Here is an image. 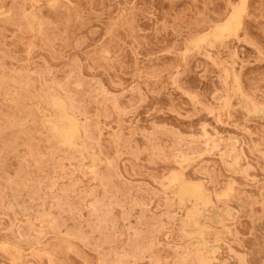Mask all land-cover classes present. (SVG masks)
I'll return each mask as SVG.
<instances>
[{
    "label": "rangeland",
    "instance_id": "1",
    "mask_svg": "<svg viewBox=\"0 0 264 264\" xmlns=\"http://www.w3.org/2000/svg\"><path fill=\"white\" fill-rule=\"evenodd\" d=\"M241 1L0 0V264H264V0L213 38Z\"/></svg>",
    "mask_w": 264,
    "mask_h": 264
},
{
    "label": "bare ground",
    "instance_id": "2",
    "mask_svg": "<svg viewBox=\"0 0 264 264\" xmlns=\"http://www.w3.org/2000/svg\"><path fill=\"white\" fill-rule=\"evenodd\" d=\"M24 1V0H23ZM241 1V0H240ZM250 1V0H249ZM36 2V1H35ZM242 3H240V5L241 6H238L239 8L237 9V10H232L233 12H232V14L229 16V19L227 20L226 19V23L225 24H223L222 26H219V27H217V30H216V32H215V29H214V37L213 38H215V40L217 39V38H219L220 39V36H221V33L223 34V31L225 32V33H229L231 30H233V32L235 33V32H237V31H239V30H237V31H235L234 29H237L239 26V24H241V23H239V20H240V14H241V11H243L242 13H244V11H245V9H243L244 7V3H245V7H246V1L245 0H242L241 1ZM39 3V2H38ZM38 3H36V4H38ZM71 3V2H70ZM249 3V2H248ZM251 3V2H250ZM250 5V4H249ZM15 6V5H14ZM45 7V6H44ZM226 7V6H225ZM4 8V7H3ZM235 8V7H234ZM250 8V7H249ZM59 9V8H58ZM218 9V8H217ZM3 10V9H2ZM40 10V9H39ZM38 10V11H39ZM4 11V10H3ZM1 12V11H0ZM218 12V11H217ZM249 12V11H248ZM7 13V12H6ZM42 13H43V11H42ZM124 14V13H123ZM228 14H229V12H228ZM1 15V14H0ZM3 15H6L5 13H3ZM7 15H8V13H7ZM227 15V14H226ZM34 17V16H33ZM49 18V17H48ZM47 18V19H48ZM224 18V17H223ZM51 19V18H50ZM220 18H218V20H219ZM259 19V18H258ZM47 21V20H46ZM246 21V20H245ZM1 22V21H0ZM16 22V21H15ZM50 22H52V21H50ZM240 22H241V20H240ZM4 23V22H3ZM246 23V22H245ZM95 24V23H94ZM56 25V24H55ZM237 27V28H236ZM241 27V26H240ZM246 27V26H245ZM103 28V27H102ZM246 29H247V27H246ZM7 30V29H6ZM225 30H228L227 32L225 31ZM11 30H9V32H10ZM60 31H62V30H60ZM233 32H230V33H233ZM22 33V32H21ZM81 33V32H80ZM200 33V32H199ZM230 33H229V35H230ZM238 33V32H237ZM10 34V33H9ZM64 34V33H63ZM235 35H237V34H235ZM86 36V35H85ZM192 36V35H191ZM194 36V35H193ZM205 36V35H204ZM209 36V35H208ZM8 37V36H7ZM62 37H64V35L62 36ZM229 37V36H228ZM250 37V36H249ZM206 38H207V36H206ZM206 38H202V39H206ZM224 38V37H223ZM56 39V38H55ZM64 39H65V37H64ZM88 39V38H87ZM199 40H200V38H198ZM201 39V40H202ZM225 39H227V38H225ZM202 41H204V40H202ZM222 41H223V39H222ZM199 42V41H198ZM205 42V41H204ZM209 42V41H208ZM213 42V41H212ZM202 43V42H201ZM210 43V42H209ZM208 43V44H209ZM214 43V42H213ZM220 43H221V41H220ZM255 43H257V42H255ZM193 44V43H192ZM196 44H197V42H196ZM73 46V45H72ZM212 46H215V44L214 45H212ZM209 47V46H208ZM241 48V47H240ZM244 49V48H243ZM260 49H262V47H260ZM59 50V49H58ZM187 50V49H186ZM55 51H57V50H55ZM211 51V50H210ZM249 51V50H248ZM258 51V50H257ZM106 52V51H105ZM185 52V51H184ZM216 53V52H215ZM249 53V52H248ZM106 54H109V52L107 53L106 52ZM144 54V53H143ZM186 54V53H185ZM145 55V54H144ZM236 55V54H235ZM184 56V55H183ZM255 56H256V54H255ZM71 57V56H70ZM209 57V56H208ZM44 58V57H43ZM143 58V57H142ZM240 58V57H239ZM242 58H244V57H242ZM62 60V59H61ZM47 61V60H46ZM82 63V62H81ZM49 64V63H48ZM14 65V64H13ZM8 67V66H7ZM14 67V66H13ZM47 67V66H46ZM83 67V66H82ZM65 68V67H64ZM69 68V67H68ZM81 68V67H80ZM41 69V68H40ZM240 69H242V68H240ZM18 70V69H17ZM234 70V69H233ZM49 71V70H48ZM17 72V71H16ZM43 72V71H42ZM68 72H70V71H68ZM81 72V71H80ZM51 73V72H50ZM39 74V73H38ZM73 74V73H72ZM184 74H185V72H184ZM48 75V74H47ZM77 75V74H76ZM196 75V74H195ZM84 76V75H83ZM87 77V76H86ZM183 77V76H182ZM73 78V77H72ZM236 78V77H235ZM192 79V78H191ZM194 79V78H193ZM236 80L238 81V79L236 78ZM53 81V80H52ZM67 81V80H66ZM196 81V80H195ZM18 83V82H17ZM51 83V82H50ZM68 83V82H67ZM64 84V83H63ZM77 84V83H76ZM47 85V84H46ZM199 85V84H198ZM203 85V84H202ZM62 86V85H61ZM64 86H66V85H64ZM240 86V85H239ZM203 87V86H202ZM107 88V87H106ZM199 88V87H198ZM239 88V87H238ZM63 89V86H62V88H61V90ZM66 89H68V87L66 88ZM64 90H65V87H64ZM237 90H239V89H237ZM49 91V90H48ZM48 91H45V92H48ZM235 92V91H234ZM240 92H241V90H240ZM65 93H66V91H65ZM70 93H72V91L70 92ZM243 92H241V94H242ZM68 94V93H67ZM186 94V93H185ZM74 95V94H73ZM215 95V94H214ZM57 95H55L54 97H56ZM67 96V95H66ZM69 97V96H68ZM71 97H73V96H71V94H70V98ZM191 97H192V95H191ZM190 97V98H191ZM249 97V96H248ZM69 98V99H70ZM58 99V98H57ZM59 99H61V98H59ZM75 100V99H74ZM69 101V100H68ZM74 102H76V101H74ZM52 103H53V101H52ZM73 102H71V101H69L68 103H66L65 101H63L62 99L61 100H57L56 101V99H55V102L53 103V104H55V106L59 109V111H60V114H59V116H60V118L62 119V121L64 120V121H66L67 123H68V127H66V128H62L61 127V124H60V127L61 128H59V126H57V127H54L53 128V132H54V134L55 135H58L60 138H61V140H62V143H66L68 146H70V144L72 143L71 142V139L72 138H74V136L76 135V133H77V131H79V127H77V122H79V121H77V119H75L74 117H73V115H71V113H69V111H70V109L73 107V105L74 104H72ZM77 103V102H76ZM214 103V102H213ZM222 103V102H221ZM218 105V104H217ZM261 105H259V107H260ZM248 107V106H247ZM259 107H258V109H259ZM263 107V106H262ZM257 108V107H256ZM73 110H75V109H73ZM257 110V109H256ZM264 111V110H263ZM258 113H259V111H258ZM261 113V112H260ZM259 113V114H260ZM264 113V112H263ZM55 115V114H54ZM85 115V114H84ZM53 116V115H52ZM199 116V115H198ZM51 117V116H50ZM168 117V116H167ZM46 118V117H45ZM210 119H211V117H210ZM262 120H263V118H262ZM48 121V120H47ZM62 121H61V123H62ZM129 122V121H128ZM221 122V121H220ZM60 123V122H59ZM88 123V120H87V122H86V124ZM46 124V123H45ZM55 124V123H54ZM53 124V125H54ZM84 125V124H83ZM249 125V124H248ZM253 125V124H252ZM51 127H53V126H51ZM172 127V126H171ZM88 128V130H89V127H87ZM90 128H91V126H90ZM81 129H82V127H81ZM223 129V128H222ZM88 130H86V131H88ZM190 130V129H189ZM78 134H79V132H78ZM87 134H89V133H87ZM240 135V134H239ZM34 137H36V136H34ZM202 138V137H201ZM213 138V137H212ZM243 138V137H242ZM89 139V138H88ZM255 139V138H254ZM254 139H253V141H254ZM91 140V139H90ZM93 140V139H92ZM96 140H97V138H96ZM93 141H95V140H93ZM92 141V142H93ZM245 142V141H244ZM254 142H256V141H254ZM168 143V142H167ZM214 143V142H213ZM73 144V143H72ZM75 145V144H74ZM99 145V144H98ZM168 145V144H167ZM203 145V144H202ZM71 146H73V145H71ZM70 146V147H71ZM158 146V145H157ZM166 146V145H165ZM177 146V145H176ZM187 146V145H186ZM245 146V145H244ZM75 147V146H74ZM101 147H102V145H101ZM191 147V146H190ZM92 148V147H91ZM188 148V147H187ZM19 149V148H18ZM80 149V148H79ZM98 149H99V147H98ZM198 149V148H197ZM248 149V148H247ZM199 150V149H198ZM186 151V150H185ZM195 152H197V151H194V153ZM206 152V151H205ZM224 153V152H223ZM222 153V154H223ZM27 154V153H26ZM96 154V153H95ZM94 154V155H95ZM202 154V153H201ZM91 155H93V153H91ZM170 155V154H169ZM42 156V155H41ZM95 156H97V155H95ZM202 156V155H201ZM103 157H104V155H103ZM184 157V156H183ZM189 157V156H188ZM230 157V156H229ZM71 158V157H70ZM184 158H187V157H184ZM94 159V158H93ZM182 159V158H181ZM206 159V158H205ZM208 159V158H207ZM211 159V158H210ZM215 159V158H214ZM235 159H236V157H235ZM92 160V159H91ZM188 160H190L189 158H188ZM218 160V159H217ZM23 161V160H22ZM93 161V160H92ZM95 161V160H94ZM93 161V162H94ZM185 161V160H184ZM183 161V163H185ZM191 161V160H190ZM236 161V160H235ZM154 162V161H153ZM181 162V161H180ZM234 162V161H233ZM232 162V163H233ZM177 163V162H176ZM179 164V163H178ZM179 165H181V163L179 164ZM142 166V165H141ZM220 166V165H219ZM76 167V166H75ZM144 167V166H143ZM173 167H175V166H173ZM232 167V166H231ZM104 168V167H103ZM193 168V167H192ZM115 169V168H114ZM191 169V168H190ZM141 170V169H140ZM190 171V170H189ZM192 171V170H191ZM203 171H207V170H203ZM237 171H239V170H237ZM109 172V171H108ZM223 172V171H222ZM38 173V172H37ZM158 173H159V171H158ZM172 174H173V172H172ZM190 174V173H189ZM83 175V174H82ZM101 175V174H100ZM103 175V174H102ZM116 175V174H115ZM181 175H183L182 173H181ZM247 175V174H246ZM27 176V175H26ZM169 176H167V178H168ZM170 178V181H172V183L173 182H176V181H179V184H178V191H177V194H178V198H180L179 200H183L184 198H187V197H192V198H198V199H200L202 202H204V204L205 203H207L208 202V197H207V195L204 193V191L202 190V188H201V186L200 185H198V184H195V183H191V182H188V181H184V180H182L181 179V176H180V174H178V173H174L172 176H170L169 177ZM184 178V177H183ZM190 179H192V178H190ZM169 179H167V181H168ZM188 180V179H187ZM169 181V182H170ZM195 182V181H194ZM162 183V182H161ZM171 183V184H172ZM166 184V183H165ZM164 184V185H165ZM200 184V183H199ZM230 185V184H229ZM231 186V185H230ZM233 186V185H232ZM114 188V187H113ZM159 188V187H158ZM231 188V187H230ZM230 188H228V186H227V189L229 190ZM232 189V188H231ZM233 190V189H232ZM116 191V190H115ZM226 191V190H225ZM230 191V190H229ZM16 192H17V190H16ZM110 192V191H109ZM227 192V191H226ZM117 193H119V191L117 192ZM228 193V192H227ZM226 193V194H227ZM232 193V192H231ZM174 194H176V193H174ZM208 194V193H207ZM222 194H224V193H221V196H222ZM229 194V193H228ZM228 194H227V197H229L228 196ZM93 196H94V194H93ZM127 197V196H126ZM225 198H226V196H224ZM223 197V198H224ZM54 198V197H53ZM216 198H217V196H216ZM219 198V197H218ZM217 198V199H218ZM144 199V198H143ZM226 199H228V198H226ZM189 201V200H188ZM196 201V200H195ZM133 202V201H132ZM161 202V201H160ZM165 202V201H164ZM182 202V201H181ZM184 203H185V201H183ZM190 202V201H189ZM189 202H187V203H189ZM210 203V202H209ZM194 204V203H193ZM204 204H203V206H204ZM98 205V204H97ZM160 205H163V204H160ZM199 206H200V204H198ZM207 206H208V204H206ZM205 205V206H206ZM216 205V204H215ZM231 206V205H230ZM96 207H98V206H96ZM160 207V206H159ZM162 207V206H161ZM231 207H233V206H231ZM251 207V206H250ZM192 208V207H191ZM122 209V208H121ZM49 210V209H48ZM97 210H99V209H97ZM188 210V209H187ZM190 210V209H189ZM188 210V212H190ZM192 210H193V208H192ZM203 210V209H202ZM226 210H229L228 208L226 209ZM196 211V210H195ZM97 212V211H96ZM198 212H199V210H198ZM201 212V211H200ZM239 212V211H238ZM36 213V212H35ZM102 213V212H101ZM123 213V212H122ZM143 213V212H142ZM193 213H195V212H193ZM229 213L227 212L226 213V215H228ZM125 215V214H124ZM162 215V214H161ZM165 215V214H164ZM195 215H196V213H195ZM250 215V214H249ZM17 216H18V214H17ZM145 216V215H144ZM49 217H50V215H49ZM101 217V216H100ZM142 218V217H141ZM144 218V217H143ZM203 218V217H202ZM125 219V218H124ZM194 219V218H193ZM52 220V219H51ZM140 220V219H139ZM145 220V219H144ZM124 221V220H123ZM168 221V220H167ZM198 221V220H197ZM236 222V221H235ZM147 224V223H146ZM183 224H184V221H183ZM205 224V223H204ZM207 224V223H206ZM247 224V223H246ZM191 226V225H190ZM186 227V226H185ZM184 227V228H185ZM219 227V226H218ZM237 227V226H236ZM75 228V227H74ZM221 228V227H220ZM11 229V228H10ZM13 229V228H12ZM11 229V230H12ZM58 229V228H57ZM155 229V228H154ZM191 229V228H190ZM206 229V228H205ZM11 230H9V231H11ZM18 230V229H17ZM82 230V229H81ZM204 230V229H203ZM202 230V231H203ZM150 231V230H149ZM199 231H200V229H199ZM91 232V231H90ZM113 232V231H112ZM248 232V231H247ZM16 233H18V231L16 232ZM25 233V232H24ZM29 233V232H28ZM73 234V233H72ZM85 234V233H84ZM87 234V233H86ZM142 234V233H141ZM183 234H184V232H183ZM186 234V233H185ZM200 234H202V233H200ZM18 235H20V234H18ZM35 235H37V234H35ZM93 235V234H92ZM130 235V234H129ZM193 235V234H192ZM191 235V236H192ZM67 236V235H66ZM80 236V235H79ZM78 235H77V238H80ZM91 236V235H90ZM186 236V235H185ZM187 236H189V235H187ZM186 236V237H187ZM197 236V235H196ZM201 236V235H200ZM19 237H23V236H19ZM24 238V237H23ZM72 238V237H71ZM83 238V237H82ZM87 238V237H86ZM85 238V236H84V239H86ZM129 238V237H128ZM190 238V237H189ZM203 238V237H202ZM61 239V238H60ZM91 239L93 240V238L91 237ZM90 239V240H91ZM95 239V238H94ZM100 239V237L98 238V240ZM141 239H142V237H141ZM12 240V239H11ZM90 240L88 239V241H87V244H91L90 243ZM98 240H96V241H98ZM129 240V239H128ZM197 240V239H196ZM246 240V239H245ZM45 241V240H44ZM92 242H94V241H92ZM199 242V241H198ZM42 243V242H41ZM130 243V242H129ZM200 244H204L205 242H199ZM199 243H196V244H199ZM209 243V242H208ZM15 244V243H14ZM35 244V243H34ZM96 244V243H95ZM195 244V243H194ZM250 244V243H249ZM2 245V244H1ZM4 245L5 244H3V248H7L8 246H7V244H6V246L4 247ZM17 245V244H16ZM93 244H91L90 246H92ZM20 246V245H19ZM126 246V245H125ZM128 246H129V244H128ZM29 247V246H28ZM80 247V246H79ZM100 247V246H99ZM216 247V245L214 246V248ZM21 248H24V247H21ZM65 248V247H64ZM98 248V247H97ZM128 248V247H127ZM13 249H15V248H13ZM82 249V248H81ZM16 250V249H15ZM69 250H70V248H69ZM233 250V249H232ZM235 250V249H234ZM129 251V250H128ZM58 252V251H57ZM105 253V252H104ZM127 253V252H126ZM195 254H196V252H194ZM193 253V254H194ZM208 254H210V252H207ZM237 253V252H236ZM194 254V255H195ZM207 254V255H208ZM32 255V254H31ZM38 255V254H37ZM37 255H35V256H37ZM44 255H46V254H44ZM66 255V254H65ZM102 255V254H101ZM197 255V254H196ZM199 255V254H198ZM21 256V255H20ZM40 256V255H39ZM43 256V255H42ZM71 256V255H70ZM46 257H48L49 258V254L48 255H46ZM90 257V256H89ZM103 257H104V255H103ZM122 257V256H121ZM121 257H120V259H121ZM185 257V256H184ZM51 258V257H50ZM193 258V257H192ZM213 258V257H212ZM59 259V258H58ZM159 259V258H158ZM122 260H123V258H122ZM169 260V259H168ZM206 258L204 257L203 259H202V261L204 262V263H206ZM103 261V260H102ZM101 261V262H102ZM158 261V260H157ZM185 261V260H184ZM191 261V260H190ZM29 262V261H28ZM124 262V261H123ZM166 262V261H165ZM44 263V262H43ZM115 263V262H114ZM159 263H160V261H159ZM183 263V262H182ZM225 263V262H224ZM45 264V263H44ZM103 264V263H102ZM167 264V263H166Z\"/></svg>",
    "mask_w": 264,
    "mask_h": 264
}]
</instances>
